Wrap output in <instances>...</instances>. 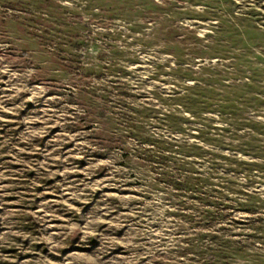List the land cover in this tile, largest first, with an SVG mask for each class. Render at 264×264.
I'll list each match as a JSON object with an SVG mask.
<instances>
[{"label":"rangeland","instance_id":"1","mask_svg":"<svg viewBox=\"0 0 264 264\" xmlns=\"http://www.w3.org/2000/svg\"><path fill=\"white\" fill-rule=\"evenodd\" d=\"M208 248L264 264V0H0V264Z\"/></svg>","mask_w":264,"mask_h":264},{"label":"trees","instance_id":"2","mask_svg":"<svg viewBox=\"0 0 264 264\" xmlns=\"http://www.w3.org/2000/svg\"><path fill=\"white\" fill-rule=\"evenodd\" d=\"M172 175H170L171 177ZM176 178L175 180H178L179 177H174ZM202 249H199V252ZM202 257L201 260L199 261L198 264H215L216 261V255H215V249L214 248H208L206 251H201ZM226 264H232L229 263L228 261L225 262Z\"/></svg>","mask_w":264,"mask_h":264}]
</instances>
